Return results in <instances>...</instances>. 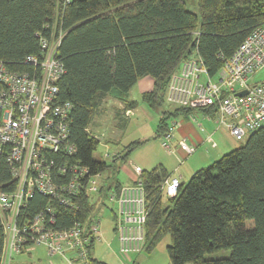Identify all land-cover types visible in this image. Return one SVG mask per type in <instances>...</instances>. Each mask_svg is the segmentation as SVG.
Returning a JSON list of instances; mask_svg holds the SVG:
<instances>
[{
    "label": "trees",
    "instance_id": "obj_1",
    "mask_svg": "<svg viewBox=\"0 0 264 264\" xmlns=\"http://www.w3.org/2000/svg\"><path fill=\"white\" fill-rule=\"evenodd\" d=\"M58 1L0 0V61L11 71L32 74L37 68L27 58H43L38 35L48 37L45 28L55 23L63 30L58 54L66 72L58 82V102L72 104L70 139L76 159L94 173L110 168L94 160L99 141L90 128L112 91L133 106L126 96L151 77L153 90L142 100L156 110L184 61L199 55L215 78L247 36L264 27V0H70L62 10ZM176 107L162 115L157 136L166 134L172 116L196 111ZM142 144H129L114 161L127 162ZM168 177L162 165L141 174L147 211L143 251L152 252L169 235L170 264H264V125L240 148L195 172L177 196L165 199L162 185ZM12 179L6 153L0 154V190L10 191ZM110 188L119 192L121 184L106 183L102 198ZM47 203L36 194L25 215L33 216ZM77 205V210L57 209V228L88 222L101 207L85 193ZM3 247L0 225V257ZM221 250H230L231 257L204 259Z\"/></svg>",
    "mask_w": 264,
    "mask_h": 264
},
{
    "label": "built area",
    "instance_id": "obj_2",
    "mask_svg": "<svg viewBox=\"0 0 264 264\" xmlns=\"http://www.w3.org/2000/svg\"><path fill=\"white\" fill-rule=\"evenodd\" d=\"M69 3L59 0L57 5L62 10ZM45 30L50 32L48 37L38 35L43 58H27L37 68L32 74L11 71L0 61V154L6 153L13 178L10 191L0 190V225L4 231L0 264H15L18 255L38 246L50 256L61 255L69 264H96L91 252L101 239L97 212L88 222L56 227L57 209H79L77 200L83 193L98 204L96 199L102 197L106 180H102L103 173L92 172L76 159L77 148L70 139L73 106L58 102V82L66 72L58 54L64 32L56 23ZM263 71L261 27L223 62L215 78L199 55L184 61L171 76L166 101L187 109L212 111L207 115L215 117L219 128L225 127L236 140L244 141L264 125V79L254 81ZM243 91L246 94L239 96ZM174 128L164 135L163 146L168 151L172 150ZM179 149L188 156L197 150L185 141L179 142ZM134 169L138 178L133 185L121 186L119 192L110 188L102 198L106 199L103 203L117 204L115 230L119 251L125 256L141 253L145 241L143 169ZM181 185L179 177L167 179L162 193L175 197ZM36 194L49 199V203L33 216H26Z\"/></svg>",
    "mask_w": 264,
    "mask_h": 264
},
{
    "label": "rangeland",
    "instance_id": "obj_3",
    "mask_svg": "<svg viewBox=\"0 0 264 264\" xmlns=\"http://www.w3.org/2000/svg\"><path fill=\"white\" fill-rule=\"evenodd\" d=\"M190 9L196 12L195 7H191ZM260 76V74L255 76L254 81H259ZM113 95H118V91L114 90L110 93L109 97L111 98L108 102L110 106L113 105L117 107V105L114 104L115 99L112 98ZM176 108L178 107L164 101L159 107L158 112H152L155 119H149L143 115H135L131 118V122L126 131L116 127L114 113H112V110L108 106L105 110H103L104 114L102 110L99 111V113L95 116L90 131L100 140L97 149L93 152L94 160L106 162L110 166V168L103 173L102 180H106V183L108 184L116 183L117 181L120 183H128L130 182L128 181L130 175L135 171L134 166H139L143 170H151L158 164L167 162L168 166L166 167L168 170L170 169V173L174 170L176 171L177 168L181 173V170H184L185 168H197L195 169L197 171L213 164V161L209 163L207 162L208 157L206 153H209V150H211L209 145L199 148L196 147L197 152L193 155L188 156L187 154L183 155L181 152H178L175 154L176 157H174L171 156L170 152L163 146L164 136L156 137L157 122L160 114L162 115L163 111L174 112ZM187 117L192 120L194 116H185L181 114L177 118L172 117V119L168 121L169 129H172L174 126L179 124V121H183ZM213 119L215 121V117H213ZM220 130L221 131L219 133L222 134L224 139H228L229 137L237 146L233 149H229L226 154L230 153L231 150L240 148L247 140V138L244 141L236 140L230 135L229 131L225 127H221ZM134 141H141L144 142V144L131 153L127 162L121 164L120 160L113 161L112 155L116 152H118V154L120 152L121 154L125 150L126 146ZM107 155L109 156L108 158ZM222 156H220L218 160ZM183 178L184 182H188L191 177L188 178L187 175V178ZM164 198H167L165 194ZM101 200L102 197L100 196L96 199V202ZM107 207L108 208H104V205L101 204L99 212L96 213L97 218L101 220V239L97 243L95 251H93V258L96 260L97 264H170L167 251V247L171 243L169 235L163 237L152 252L148 253L143 251L129 256L122 255L118 247L119 240H117L116 235L113 232V226L117 223L113 211H116L117 204L109 203L107 204ZM230 257V250H221L204 255V259L206 260L228 259ZM15 264L69 263L61 255L50 256L45 248L38 246L31 248L27 253L21 255L20 258L15 259Z\"/></svg>",
    "mask_w": 264,
    "mask_h": 264
},
{
    "label": "crops",
    "instance_id": "obj_4",
    "mask_svg": "<svg viewBox=\"0 0 264 264\" xmlns=\"http://www.w3.org/2000/svg\"><path fill=\"white\" fill-rule=\"evenodd\" d=\"M259 74L261 75L260 76V80L261 79H264V71L263 72H260ZM153 87H154V81H153V79L150 78V77H145V78L141 79L130 90V92L126 96L127 101H130V102L133 101V102L136 103L135 105L128 106V104L126 102L122 101L118 95H113L112 98L115 99L114 100V104L117 105V107H115L113 105H112L113 106L112 107V106L109 105V102H108L110 100V98H111V97H109L110 96V94H109L105 98L104 104L102 105L100 111L101 110L102 111L105 110L107 108V106H108L112 110V113H114L116 127L121 128L123 131H126L127 130V128L129 127L128 125L131 122V118L134 117L135 115H137V116L138 115H143V116H145V117H147L149 119H152V118L155 119V117L153 116V113L152 112H156V111L158 112L159 107L156 110L151 109L142 100V95L145 92H151L153 90ZM165 101H166V99H165ZM165 112L166 111H163L162 112V115ZM103 114H104V111H103ZM162 115L160 114L159 120L157 122V125H158V123H159ZM191 115L194 116L192 120H190L189 117H187L185 120L179 121V124L176 125L175 128L172 131L173 132L172 133L173 134V138L171 140L172 150L169 151L170 154H171V156L176 157L175 154L178 153V152L179 153L181 152L183 155L185 154L183 151H181L179 149V142H181V141H185V142H187V143H189L191 145H194V146H196L198 148L209 145L210 148H211V150H209L210 151L209 153H206L207 154V157H208V161H207L208 163L209 162H212V161H213L212 163H214L215 161L218 160V158L220 156L226 155V153L228 152L229 149H233V148L237 147L236 144L229 137H228V139L227 138L224 139V137L222 136V134L219 133L221 130L217 126V124L214 121L212 115H207V113H205L202 110H196ZM178 116H179V114L176 115V116H172V117H176L177 118ZM187 116H190V115H187ZM172 117H171V119H172ZM156 134H157V128H156ZM156 137H159V136L156 135ZM98 141L100 143V140H98ZM231 151H233V150H231ZM196 152H197V150H196ZM117 156H118V152H116L114 155H112L113 161H114L115 157H117ZM158 165H162V166H164L166 168V170L169 173V177H168L169 180L171 178H173V177H179L182 183H185L184 180H183L184 179L183 177H186L187 178V175H188V178H190V177H192V175L195 172L198 171V170L197 171L195 170L197 168H191V167H189L187 169L185 168L184 170L182 169L181 170V173L179 172L180 170L178 168L176 169V171L174 170L173 172L170 173L169 172L170 169L168 170V168L166 167V166H168L167 162H163L162 164L160 163ZM185 174H186V176H185ZM137 178H138V175L134 171V173H132L130 175L129 179H128V181H130V182H128V183H120L119 182V183L121 184V186L133 185L135 183V181H136ZM113 184L114 183H111V185H113ZM103 202H106V199L105 198L102 199L101 201H99V203H101V204ZM107 204H109V203H107ZM107 204L106 203H103L104 208L105 207L108 208L107 207ZM113 212H114V216H115V218L117 220V208H116V211H113ZM113 232L115 233L116 238L118 240V235H117V232L115 230V226H113ZM97 243L92 247V252H91L92 259L94 260L95 263H96V260L93 258L94 257L93 256V251H95V247H96ZM118 247H119V241H118ZM24 254L25 253H23V255ZM20 256L21 255H18L15 259L20 258Z\"/></svg>",
    "mask_w": 264,
    "mask_h": 264
},
{
    "label": "water",
    "instance_id": "obj_5",
    "mask_svg": "<svg viewBox=\"0 0 264 264\" xmlns=\"http://www.w3.org/2000/svg\"><path fill=\"white\" fill-rule=\"evenodd\" d=\"M245 94H246V91H243V92H239V93H238L239 96H243V95H245Z\"/></svg>",
    "mask_w": 264,
    "mask_h": 264
}]
</instances>
